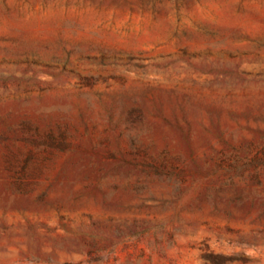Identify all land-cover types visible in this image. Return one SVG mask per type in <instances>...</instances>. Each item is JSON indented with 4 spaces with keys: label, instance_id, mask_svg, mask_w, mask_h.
I'll use <instances>...</instances> for the list:
<instances>
[{
    "label": "rangeland",
    "instance_id": "374dc122",
    "mask_svg": "<svg viewBox=\"0 0 264 264\" xmlns=\"http://www.w3.org/2000/svg\"><path fill=\"white\" fill-rule=\"evenodd\" d=\"M0 264H264V0H0Z\"/></svg>",
    "mask_w": 264,
    "mask_h": 264
},
{
    "label": "bare ground",
    "instance_id": "6f19581e",
    "mask_svg": "<svg viewBox=\"0 0 264 264\" xmlns=\"http://www.w3.org/2000/svg\"><path fill=\"white\" fill-rule=\"evenodd\" d=\"M46 98V97H45ZM55 97L52 96V95H49L45 100L43 101H39V100H34V101H31L29 103H22V104H19V103H13V106L16 107V108H22L23 110H34L35 109H38V108H41L43 106H46V105H49L51 103H53L55 101ZM8 104V103H7ZM2 107V106H1ZM10 108V107H9Z\"/></svg>",
    "mask_w": 264,
    "mask_h": 264
}]
</instances>
